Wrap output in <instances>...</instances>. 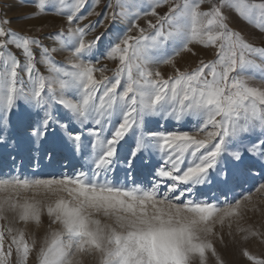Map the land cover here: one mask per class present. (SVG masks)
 Wrapping results in <instances>:
<instances>
[{
    "label": "rangeland",
    "instance_id": "obj_1",
    "mask_svg": "<svg viewBox=\"0 0 264 264\" xmlns=\"http://www.w3.org/2000/svg\"><path fill=\"white\" fill-rule=\"evenodd\" d=\"M221 3L0 0V264H264V12Z\"/></svg>",
    "mask_w": 264,
    "mask_h": 264
},
{
    "label": "crops",
    "instance_id": "obj_2",
    "mask_svg": "<svg viewBox=\"0 0 264 264\" xmlns=\"http://www.w3.org/2000/svg\"><path fill=\"white\" fill-rule=\"evenodd\" d=\"M169 0H151V4L150 6L153 9V12L157 13L159 11L162 10H166L167 6L166 3ZM223 3H221V6L223 7V9H228V12L231 13H242V14H246V18L249 17V20L252 19L253 17H255V15H258L262 12H264V0H259L258 3H262V4H257L256 2H254L253 0H222ZM256 3V4H255ZM224 12V10H222ZM226 12V13H228ZM234 15V14H233ZM231 17V15H230ZM232 18H230L231 20ZM232 29L235 30V38L238 39V42H241L242 40H245L247 43H249V34L245 31L242 30V28L244 27L243 24H239V23H235V24H231L230 25ZM167 27H175V29H177V27L180 28H184V24L183 23H179V24H175V26L171 25V26H167ZM245 35V37L243 36Z\"/></svg>",
    "mask_w": 264,
    "mask_h": 264
},
{
    "label": "bare ground",
    "instance_id": "obj_3",
    "mask_svg": "<svg viewBox=\"0 0 264 264\" xmlns=\"http://www.w3.org/2000/svg\"><path fill=\"white\" fill-rule=\"evenodd\" d=\"M236 230L238 231L239 228L237 227ZM226 238H227V241H229V242L232 240L231 237H230V235H228ZM229 238H230V239H229ZM222 244H224V243H222ZM227 244H228V243H227ZM230 246H231V245H230ZM231 248H232V246H231Z\"/></svg>",
    "mask_w": 264,
    "mask_h": 264
}]
</instances>
